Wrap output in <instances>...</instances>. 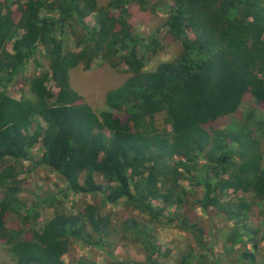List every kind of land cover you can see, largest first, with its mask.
Masks as SVG:
<instances>
[{
    "label": "trees",
    "instance_id": "1",
    "mask_svg": "<svg viewBox=\"0 0 264 264\" xmlns=\"http://www.w3.org/2000/svg\"><path fill=\"white\" fill-rule=\"evenodd\" d=\"M154 2L171 4L162 24L181 51L146 71L145 57L155 52L156 39L133 31L126 17L131 4L154 11ZM89 16L93 25L86 22ZM69 37L74 49L65 44ZM140 46L147 49L139 53ZM39 49L47 68L22 83L32 95L23 87L16 88L17 97L8 95V86ZM95 58L113 67L124 64L128 74L106 92L108 109L98 113L69 82L72 68L83 64L87 69ZM246 93L264 113V0H109L105 5L0 0V244L8 253L0 264H96L84 258L65 263L63 256L73 241L109 252L106 239L114 225L102 209L121 200L123 208L151 221L175 206L181 212H173L169 221L180 223L201 250L210 232L198 215L189 219L185 203L200 208L208 221L219 215L232 222L227 250L238 245L239 259L254 264L257 233L264 232V117L254 111L232 116ZM160 112L163 126L155 122ZM229 115L234 122L212 126ZM37 143L35 159L30 150ZM24 161L56 173L68 191L101 193L102 205L86 201L66 212L54 196L24 202L19 196ZM42 203L54 213L38 229L32 221ZM257 204L261 229L246 221ZM10 212L16 214V230L7 225ZM123 225V238L130 232L132 244L140 241L147 251L146 260L135 264H162L148 227L133 218ZM194 250H184L177 263L204 262L201 253L193 257Z\"/></svg>",
    "mask_w": 264,
    "mask_h": 264
},
{
    "label": "rangeland",
    "instance_id": "2",
    "mask_svg": "<svg viewBox=\"0 0 264 264\" xmlns=\"http://www.w3.org/2000/svg\"><path fill=\"white\" fill-rule=\"evenodd\" d=\"M99 5H105L109 0H97ZM156 1V0H154ZM154 11L150 9L140 10L136 3L131 4L128 7L127 20L131 24L132 30L139 33L142 37H147L149 35H154L156 43H152L151 47L155 48V52H147L145 65L143 67L146 71H151L156 68V66L163 61H170L177 57L181 51V46L178 42L174 41L173 38L167 33V27L163 25V21L166 19V11L171 5L169 2L164 4H159L160 2H154ZM93 16L86 18V22L89 25H93ZM58 26V25H57ZM60 29L56 27L55 35L60 36ZM68 39V40H67ZM65 40L66 46L69 49H74V42L71 37ZM144 45H147V41H144ZM147 49V46H140L138 48L139 53H143ZM47 68V59L45 53L39 49L36 51L27 64L23 67V72L21 76H17L12 83V86H8L7 94L18 96L19 91L16 88L23 87L24 91L28 95H32L28 92L27 85H23L24 78H28L34 72H40V67ZM125 65L121 64L117 67L109 65L108 62L104 61L102 58H95L91 63L89 68L85 69L83 64L72 68L69 72V82L70 86L81 96V100L88 103L91 108L98 113L101 110H107L108 106L105 102L106 92L112 88L120 85L124 79L127 77V73L124 70ZM21 84V86H19ZM52 82H47V86L50 87ZM14 91V92H13ZM257 102H255L249 93H246L242 98L241 108L237 113L232 115L234 118L240 117L241 113H249L254 111L257 118L264 117L263 110L259 108ZM164 112L157 113L155 115V122L158 126H163L166 123ZM41 122V121H39ZM234 122L232 117L224 116L215 120L212 124L214 127L224 128L229 123ZM170 129V128H169ZM264 149V145L262 146ZM32 158H39L40 156V146L39 144H34L30 150ZM264 157V156H263ZM24 172L20 173L19 178L21 181V191L20 199L24 202L33 203L37 201V197L47 198L54 196V202L56 200L60 202L61 208L66 212H75L83 207L84 203L91 202L97 207L102 205V195L97 193L92 195L91 193L86 194V196L68 191L66 184L57 176L56 173L47 170L44 167H33L30 161H24L23 164ZM196 174V172H195ZM100 177L96 178V181H100ZM183 185V183L180 181ZM180 184V185H181ZM190 189V186H187ZM65 192L66 194H63ZM1 197V195H0ZM224 200L228 199L226 197L222 198ZM124 201L121 200L116 204H109L104 209H102V215L109 214L111 218V223L114 225L113 233L109 236L106 241L108 242L107 252L104 248L98 246L85 245L79 241H73L69 247V250L64 254V262H76L75 260L79 258L87 259L88 261H94L96 264H120V262H125L126 264H135V262H143L146 260L147 251L144 245L132 244V236L130 232L126 235L128 239L123 238V228L125 219L133 218L137 221L145 224L152 236H154L156 247L160 248L158 255V260L162 264H178L177 259L180 258L181 253L186 251L189 247L197 249V251H192L193 257L197 260V255L201 253L205 258L203 259V264L212 263L215 264H246L243 260L238 257V245L234 246L235 251L227 250L229 244L226 240V235L228 228L232 225L231 221H225L221 216L215 215L213 221H208L206 214L192 206V203H185L183 207L184 213L188 215L189 219L194 217V214L198 215L201 220H204V226L210 232V236L206 237L207 247L206 250H201L196 246V242L192 234L184 231L177 223H171L169 221L173 215V212L179 211L175 206H167L161 216L154 221L148 215L139 213L135 209L123 208ZM154 203L158 206L163 207L162 202L155 201ZM254 207L251 212L247 214L246 221L252 227H258L261 229L263 224L258 222L256 218V209ZM38 217L33 222L32 227L40 228L42 224L52 216L54 213L53 207L47 203H42L37 207ZM23 213V211H22ZM7 225L12 229H18L16 221V214L10 212L7 215ZM264 235L257 233L256 248L254 249L255 263L254 264H264V245L261 242V236ZM255 242V241H254ZM253 242H248V245H252ZM111 253V254H110ZM8 253L6 248L0 244V261H7ZM201 263V264H202Z\"/></svg>",
    "mask_w": 264,
    "mask_h": 264
}]
</instances>
